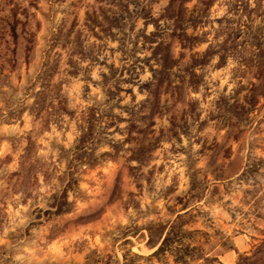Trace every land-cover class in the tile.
<instances>
[{"label":"rangeland","instance_id":"obj_1","mask_svg":"<svg viewBox=\"0 0 264 264\" xmlns=\"http://www.w3.org/2000/svg\"><path fill=\"white\" fill-rule=\"evenodd\" d=\"M263 256L264 0H0V264Z\"/></svg>","mask_w":264,"mask_h":264},{"label":"trees","instance_id":"obj_2","mask_svg":"<svg viewBox=\"0 0 264 264\" xmlns=\"http://www.w3.org/2000/svg\"><path fill=\"white\" fill-rule=\"evenodd\" d=\"M260 251V250H259ZM259 251L257 252V253H259ZM263 251V250H262ZM261 251V252H262ZM248 259H250V258H248ZM248 259H246L242 264H246V261H248ZM263 259H264V256H263Z\"/></svg>","mask_w":264,"mask_h":264}]
</instances>
